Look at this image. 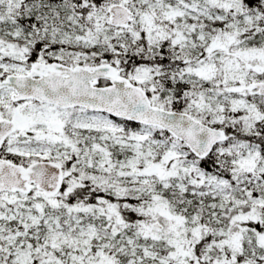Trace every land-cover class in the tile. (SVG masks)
Segmentation results:
<instances>
[{
    "label": "snow or ice",
    "instance_id": "6c2138e0",
    "mask_svg": "<svg viewBox=\"0 0 264 264\" xmlns=\"http://www.w3.org/2000/svg\"><path fill=\"white\" fill-rule=\"evenodd\" d=\"M0 264H264V0H0Z\"/></svg>",
    "mask_w": 264,
    "mask_h": 264
}]
</instances>
